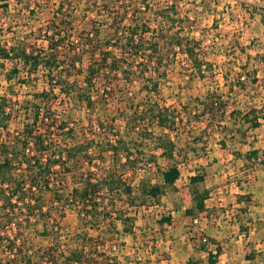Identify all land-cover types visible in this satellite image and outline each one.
I'll return each instance as SVG.
<instances>
[{
  "label": "trees",
  "instance_id": "obj_1",
  "mask_svg": "<svg viewBox=\"0 0 264 264\" xmlns=\"http://www.w3.org/2000/svg\"><path fill=\"white\" fill-rule=\"evenodd\" d=\"M10 1L0 0V8L6 13L11 10ZM80 1L105 18V24L94 21L88 29L76 28L74 2ZM155 1L157 5L153 6L138 0H120L114 5L107 0H56L49 24L38 30L35 38L46 43L44 48L31 44L28 36L13 40L11 45H0V68L6 73L7 84L12 86L22 74L25 76L22 83L30 87H37L41 73L45 81V86L31 95L32 100L12 99L13 87L0 94V264H119L118 256H108L98 250L106 247L112 237L121 235L113 222L108 227L111 237L102 234L99 224H92L91 229L99 232L97 237L82 233L75 248H65L61 224L54 215L63 218L68 209L77 208L83 220L105 223L112 220L113 211L108 210L109 206L115 209L119 202L137 208L156 205L167 188L176 186L181 177L177 146L171 135L164 133L157 137L161 157L169 163L162 171L163 180L159 184L142 183L137 196L127 176L137 170L132 159L134 153L124 136L138 131L140 122L155 123L163 130L175 129L178 118L173 111L149 102L143 109L142 105L132 106V114L121 118L107 117L108 121L95 118L100 103L107 105V98L115 97L119 80L130 84L137 77L148 82V93L158 94L172 51L181 50L200 76L211 70L201 42L185 32L179 5L167 10L165 2ZM149 15L156 18V25ZM106 30L108 35L104 38ZM140 59L143 62H138ZM253 81L256 83L257 78ZM1 89L0 84V92ZM72 93L89 115L88 128L94 140L88 146L78 140L77 126L61 120L53 109L55 100ZM213 96L204 100V113H220L219 118L223 120L228 113L227 102L222 96ZM240 114L239 111L230 113L235 122ZM258 115L259 110L253 108L240 119L255 130L261 126ZM19 118L22 128L15 130L12 125ZM118 119L125 124L123 130L117 127ZM237 132L245 135L241 128ZM93 149L99 151L98 158H93ZM106 155H110V166ZM258 159V150L245 155L247 161ZM80 162L88 170L81 171ZM155 164L161 168L158 162ZM55 169L63 170L60 179ZM205 178V170L191 178L194 210L189 214L206 210L209 193L197 190ZM107 201L109 206L105 205ZM115 219L124 224L125 235L134 233L133 225L128 224L131 218L126 214L119 212ZM51 221L56 225H51ZM158 224L164 229L174 225V220L168 216ZM38 225L44 227L42 236L51 239L48 247L36 249L27 241V233ZM7 229L14 232L13 237ZM194 246L207 254L208 264H217L224 249L213 238L202 239ZM255 256L249 253L247 258L253 260ZM189 263L198 264L193 260Z\"/></svg>",
  "mask_w": 264,
  "mask_h": 264
},
{
  "label": "rangeland",
  "instance_id": "obj_2",
  "mask_svg": "<svg viewBox=\"0 0 264 264\" xmlns=\"http://www.w3.org/2000/svg\"><path fill=\"white\" fill-rule=\"evenodd\" d=\"M29 1L11 0L9 13L0 8V29L3 30L0 45H11L13 40L28 36L31 44L41 48L46 46L45 42L35 38L39 35L38 30L49 24L56 0H31L28 12ZM107 1L112 5L120 2ZM160 1L165 2L167 10H171L172 5H179L185 32L201 42L210 63L207 67L211 70L200 76L181 50L172 51L158 94L148 93V82L137 77L130 84L119 80L115 97L107 98V105L100 103L95 118L102 117L105 121H108L107 117L121 118L127 113L132 114V106L142 105L143 109L144 104L149 102L169 108L178 118L175 129L163 130L155 123L140 122L138 131H130L129 135L123 132L133 149L132 159L137 167L127 176L137 196L142 183L162 182V171L169 163L161 157L157 137L169 133L177 146L181 177L175 187L165 190L156 205L137 208L119 202L112 209L107 201L105 205L113 214L112 220L105 223L83 220L78 216L77 208L68 209L63 218L55 214L61 224L64 246L75 248L82 233L97 237L99 232L91 229L92 224H99L102 234L111 237L108 227L113 222L121 235L110 238L107 246L98 250L108 256H118L119 264H190V260L208 264L207 254L194 246V243L199 244L200 240L207 238L217 240L224 248L217 264H264V0ZM167 1L170 3L167 4ZM138 2L157 5L155 0ZM74 6L76 28L88 29L94 21L105 24V18L94 9L90 10L83 1L74 2ZM148 17L153 18V25L157 24L156 18ZM107 32H104V38ZM5 76L0 68V94L13 87L15 95L12 99L21 102L32 100L31 95L45 86L42 73L37 87L24 85L23 74L10 86L4 81ZM254 78H257L256 83ZM213 95L222 96L227 102L228 113L223 120L219 118L220 113H204L203 102ZM253 108L259 110L261 119V126L255 130L249 129L248 124H243L240 119ZM53 109L61 120L77 126L80 143L88 146L94 140L88 128L89 115L75 93L55 100ZM232 111L241 113L237 122L230 115ZM124 126L123 121L118 119V129L123 130ZM12 127L21 130L22 119L19 118ZM239 128L244 136L237 132ZM146 132L152 135L146 136ZM253 150L259 151V159L245 160V155ZM92 153L93 158H98L100 154L95 149ZM106 156L109 160L107 166H110V155ZM155 162L161 168H157ZM79 166L81 171L84 168L88 170L83 162ZM55 170L60 179L63 170ZM201 170L206 171V178L197 190L209 193L207 207L204 212L189 214L190 210H194L191 178ZM119 212L131 218L128 224L133 225V234L123 233L124 224L115 219ZM168 216L173 218L174 225L161 229L158 221ZM50 224L56 225L53 221ZM7 230L13 237L14 232ZM43 230L44 227L38 225L27 233V241L36 249L50 245L51 239L42 236ZM249 253L256 254L253 260L247 258Z\"/></svg>",
  "mask_w": 264,
  "mask_h": 264
}]
</instances>
